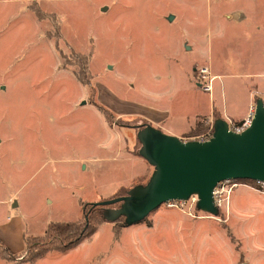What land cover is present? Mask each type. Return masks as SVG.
I'll return each mask as SVG.
<instances>
[{
    "label": "rangeland",
    "instance_id": "rangeland-1",
    "mask_svg": "<svg viewBox=\"0 0 264 264\" xmlns=\"http://www.w3.org/2000/svg\"><path fill=\"white\" fill-rule=\"evenodd\" d=\"M239 2L0 0V229L20 252L0 264H264V194L245 185L217 216L191 199L180 209L162 204L131 225L103 222L35 262H25L20 241L81 218L80 200H109L147 181L153 168L138 154L137 125L154 111L181 131L185 116L209 108L192 67L208 65L210 35L215 43L240 26L223 16ZM241 85L235 94L222 84L215 104L241 109ZM212 122L182 138L197 140Z\"/></svg>",
    "mask_w": 264,
    "mask_h": 264
},
{
    "label": "water",
    "instance_id": "water-1",
    "mask_svg": "<svg viewBox=\"0 0 264 264\" xmlns=\"http://www.w3.org/2000/svg\"><path fill=\"white\" fill-rule=\"evenodd\" d=\"M167 19L171 21L173 15ZM255 104L253 121L242 132L230 130L228 121L217 118L212 137L206 140L176 137L151 123L137 125L138 154L152 166L151 174L125 194L92 204L105 206L106 221L123 216L124 226L142 221L168 201H186L192 196L197 198V209L217 216L212 193L220 182L264 181V104L261 98ZM117 204L114 216H107L105 208Z\"/></svg>",
    "mask_w": 264,
    "mask_h": 264
},
{
    "label": "crops",
    "instance_id": "crops-1",
    "mask_svg": "<svg viewBox=\"0 0 264 264\" xmlns=\"http://www.w3.org/2000/svg\"><path fill=\"white\" fill-rule=\"evenodd\" d=\"M223 16L228 18L229 21L234 18V20L239 22L240 26L235 24L237 29L228 30L226 34L215 43L211 35L208 40L207 66L214 76L212 91L208 94L209 108L205 111L196 110L185 116L190 118V120H188L189 123L187 127L181 129V131H175L170 126L164 125L168 116L166 113L158 114L154 111L149 114L144 113L146 115H144V118L149 124L151 123L165 133L181 138L182 135L186 134V132L195 126L196 120L200 117H204L209 122H212L216 115L228 122H240L247 114L251 103H255L257 98L262 97L264 94V0H240L239 6L235 8V11L225 10ZM246 20L254 25L253 31L248 27H243ZM227 50L231 53L228 55V58H226ZM217 56H219V62H217L216 59L214 60ZM199 65L205 64H200L198 62L192 67L193 78L196 81L195 85L197 88H199V86L195 75V69ZM226 83L229 84L230 89L233 90L235 94L238 89L232 85L242 84V87L239 88V91L242 90L241 96L239 97V101L242 103L241 109H228L225 111L221 105L215 104V100H218L221 92L220 86L222 84L226 85ZM235 101L237 102L238 98L235 99ZM141 160H143L142 162H147L143 158ZM144 174L145 173H141L136 178H141ZM19 228L18 226V229ZM13 229H17V226H14ZM5 231L10 233V229H0L4 241L0 242V244L3 243L1 245L12 254L20 253L19 250H17L18 248L14 249L11 245L7 244V242L5 243L6 240H11V236L6 235ZM20 241L22 242L23 239Z\"/></svg>",
    "mask_w": 264,
    "mask_h": 264
},
{
    "label": "trees",
    "instance_id": "trees-1",
    "mask_svg": "<svg viewBox=\"0 0 264 264\" xmlns=\"http://www.w3.org/2000/svg\"><path fill=\"white\" fill-rule=\"evenodd\" d=\"M100 110L108 120V113L110 110L107 107H100ZM217 118L220 117L215 115L214 119ZM203 119L206 118L201 117L196 122L195 126L186 132L185 135L189 136L192 135V133H197L204 130L207 126H202ZM212 131L210 135H212ZM236 181L243 183L247 182L251 184L256 183L255 180L251 179H236ZM92 203L93 202L87 203L80 200L82 216L78 220L50 222L47 224L44 234L23 237L24 251L26 252L25 257L23 258L25 262H35L50 251L66 252L74 248L83 240L91 237L96 232L99 225L103 222H106L102 214V209L105 206L97 204L93 205ZM194 210L199 211V209L196 208V204ZM123 219L124 217L121 216L114 221H111V223L122 222L121 224L123 226ZM0 248H2L1 244ZM0 256L7 260H12L15 257L10 251L4 248L3 251L0 249Z\"/></svg>",
    "mask_w": 264,
    "mask_h": 264
},
{
    "label": "built area",
    "instance_id": "built-area-1",
    "mask_svg": "<svg viewBox=\"0 0 264 264\" xmlns=\"http://www.w3.org/2000/svg\"><path fill=\"white\" fill-rule=\"evenodd\" d=\"M195 75H196L199 88L203 90L204 92L211 93L212 82H213L214 76L213 74H211L209 67L207 65L197 66L195 69ZM261 99H262V103L264 104V94L262 95ZM255 108H256V104L252 102L251 105L249 106V110L247 114L242 118L240 122H232V121L228 122L229 129L236 133H240L242 132V130L250 126L253 121L252 118L255 112ZM212 130H213V122H212V126L210 127L208 133H206V135L198 136L197 139L206 140V139L211 138L212 136L210 135V133ZM244 185L257 192L264 194V181L259 180V181H256V183L251 184L247 182H244V183L239 182V181L232 180V179L224 180L220 182L216 187H214L213 193H212L214 197L215 205L218 207V209H221L223 205L227 207L229 193L235 187L244 186ZM190 199L192 200L193 204H196L197 198L195 196H192ZM186 202L187 201L171 200L165 203L164 205L167 207H173V208L180 209V207Z\"/></svg>",
    "mask_w": 264,
    "mask_h": 264
}]
</instances>
